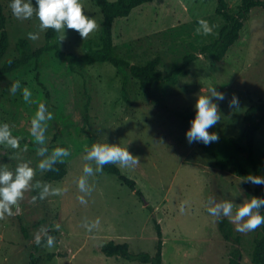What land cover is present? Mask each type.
Here are the masks:
<instances>
[{
    "label": "rangeland",
    "instance_id": "1",
    "mask_svg": "<svg viewBox=\"0 0 264 264\" xmlns=\"http://www.w3.org/2000/svg\"><path fill=\"white\" fill-rule=\"evenodd\" d=\"M1 1L9 33L4 62L18 55L17 42L28 39L29 32L38 34L35 41L29 39L31 48L42 46L46 30H39L35 14L29 20H18L12 14L10 0ZM227 1L236 10L242 0ZM31 3L35 9L36 0ZM80 3L98 26L86 38L74 29H65L61 46L76 54L101 47V9L94 0ZM216 5V0H153L139 5L128 17L116 20V55L139 64L160 55L161 69L167 73L186 53L197 52L217 37L223 19L215 14ZM201 19L209 23L210 33L197 32ZM13 72L0 78V125L6 123L11 134L37 142L31 120L38 105L44 103L53 116L43 124V145L50 152L57 147L69 151L67 157L58 159L67 162L68 172L63 179L51 181L45 177L47 168L39 167L48 159V151L41 154L42 148L25 141H18L17 148L0 143V169L15 173L20 164L26 163L34 170L18 201L19 211L13 208L11 215L0 213V264H30L31 252H35L38 264H146L107 256L102 245L109 240L128 242L133 253L153 255L158 239L153 217L163 231L164 264H228L236 247L243 251L241 264H252L260 226L238 231L239 244L223 238L218 221L227 217L236 228L235 212L250 200L245 191L254 192L256 185L217 165L216 158L229 154L222 138L241 136L246 124L244 114L252 101L264 100L263 7L251 10L240 38L223 60L199 54L190 73L180 77L176 85L161 81L147 91L126 69L102 63L71 70L51 54L34 58L28 66ZM37 72L46 89L36 81ZM16 80L31 91L30 101H25L19 91L12 94L10 89ZM124 81L128 99L122 91ZM209 84L225 96L223 101L213 98L219 105L220 121L209 132H215L219 140L209 145L189 143L186 129L193 106L198 95L207 94ZM234 96L238 105L230 107ZM93 143L128 148L137 163L119 166L138 182L143 198L104 170L87 177L89 192L80 191L78 179L83 167H96L94 160L84 159ZM263 154L264 121L257 133L256 158L261 159ZM261 175L264 177V169ZM45 185L50 194L41 199ZM54 188H60V194H51ZM81 196L85 203H81ZM224 202L233 204L232 217L225 216L222 209L218 216L207 211ZM97 220L99 224L91 231L84 226ZM41 228L56 229L57 234L53 247L45 243L36 250L35 235Z\"/></svg>",
    "mask_w": 264,
    "mask_h": 264
},
{
    "label": "trees",
    "instance_id": "2",
    "mask_svg": "<svg viewBox=\"0 0 264 264\" xmlns=\"http://www.w3.org/2000/svg\"><path fill=\"white\" fill-rule=\"evenodd\" d=\"M153 0H94L95 4L101 9L102 33L100 35L101 47L88 49L83 54H76L66 51L61 46V40L56 39V33L51 29H46L45 43L33 50L29 39L20 38L17 42L18 55L2 62L9 48V33L7 30V16L5 7L0 0V78L8 73L28 66L34 58L51 54L58 61L64 62L71 70L78 67L91 66L94 64L109 63L118 69H126L139 81L142 88L150 91L154 86L165 81L170 85H176L180 77L190 73L191 64L199 57V54L207 58L221 61L226 56L230 47L240 38L241 30L250 16L254 7H263L264 0H242L236 10H232L227 0H216L217 5L215 14L223 19L217 37L210 42L199 47L197 52L186 53L182 61L172 67L167 73L161 69L162 58L160 55L149 59L143 64L131 63L129 60L116 55L114 40V26L116 20L121 17H128L132 10L146 2ZM51 51L52 53H46ZM19 71V70H18ZM15 73V72H13ZM35 79L44 89L46 86L40 80L39 73L35 74ZM127 82L122 84V91L126 99ZM195 111L191 113L193 117ZM246 122L242 134L239 137L231 136L222 138L229 146V154L223 158H216V163L222 168H230L237 176L247 178L248 175L261 176L264 169V154L261 159L256 158L257 133L264 121V100L252 101L244 114ZM18 141L29 142L31 145L40 147L51 152L48 147L37 142L21 138L14 134ZM244 139V141H243ZM103 170L117 176V178L133 190L140 198H143L142 191L138 182L126 175L118 164H106ZM68 172V165L65 161L56 160L50 169L45 172V177L51 181L63 179ZM256 185L255 191L246 190L245 194L249 199H264L263 185ZM260 214L264 215V208L260 209ZM154 226L157 233L156 252L152 255L148 252L133 253L128 242H117L109 240L102 245V251L107 256H118L130 261H140L146 264H164L163 261V231L159 221L153 217ZM25 231V228H22ZM218 229L224 239L241 243V235L236 230L232 221L227 217H222L218 221ZM48 234L53 237L57 234L56 229L48 230ZM46 237L41 238V243H35L37 250L40 245L45 244ZM243 251L240 247L232 250L228 264H241ZM252 264H264V224L260 226V231L254 240L251 254ZM30 264H38L35 252L30 254Z\"/></svg>",
    "mask_w": 264,
    "mask_h": 264
},
{
    "label": "clouds",
    "instance_id": "3",
    "mask_svg": "<svg viewBox=\"0 0 264 264\" xmlns=\"http://www.w3.org/2000/svg\"><path fill=\"white\" fill-rule=\"evenodd\" d=\"M35 9L32 6L31 0H10V8L12 14L18 20H29L35 14L39 21L38 28L41 32L51 28L56 33V39H62L65 29L76 30L82 38H86L90 32L97 28L95 19L86 15L80 0H36ZM199 27L197 32L202 31L208 34L212 31L209 23L206 20H199ZM28 39L35 41L38 34L35 32L27 33ZM12 94L19 91L25 101H30L32 96L31 91L27 87H21L20 81L16 80L10 89ZM216 101H223L225 96L222 92L217 91L213 84L208 85L207 94L198 95L194 104L195 114L190 120V126L186 129V137L189 143L202 142L204 145H209L219 140L215 132H209L220 121V111ZM230 107H236L238 100L234 96L230 103ZM53 114L47 110L44 103H40L36 110L35 116L31 120L32 135L38 143H44V122L51 120ZM0 143H6L12 148L18 147V139L11 135L10 129L6 123L0 125ZM45 149H41L43 154ZM69 155V151L63 147L55 148L47 160L41 161L39 167L41 169H50L52 163L58 159ZM86 160L95 161V170L85 165L83 167V175L78 179V188L81 192L87 193L90 191L87 184V177L99 173L103 170L106 164H118L124 167H132L137 163L135 156L128 150L126 146L120 144L110 143H93L90 148L86 149ZM34 170L26 163L20 164L15 173L6 169H0V213L12 214L13 208L19 211L18 201L23 198L24 190L28 187L29 182L32 180ZM246 180L252 184L264 185V177L248 175ZM60 188L51 190V194H60ZM50 194L49 187L44 186L40 194L43 199L44 195ZM33 197V201H35ZM81 203H85L84 197L80 198ZM264 208V199L252 198L240 206L234 216L237 222L236 230L245 232L255 230L264 224V215L260 214V209ZM225 216H233V204L231 202H224L214 208H208L207 211L213 216H218L220 210ZM246 218V219H245ZM240 221H244L240 223ZM99 224V220L93 223H85V227L91 231ZM57 229L60 227L56 225ZM41 234L46 239V245L51 248L54 246L55 238L48 234L47 228H41L35 235V243H41Z\"/></svg>",
    "mask_w": 264,
    "mask_h": 264
}]
</instances>
